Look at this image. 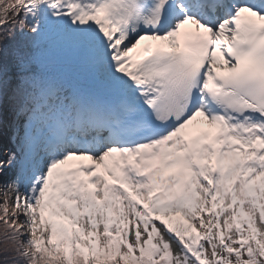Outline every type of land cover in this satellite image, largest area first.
<instances>
[{"label": "snow or ice", "instance_id": "obj_1", "mask_svg": "<svg viewBox=\"0 0 264 264\" xmlns=\"http://www.w3.org/2000/svg\"><path fill=\"white\" fill-rule=\"evenodd\" d=\"M0 4V264H264V0Z\"/></svg>", "mask_w": 264, "mask_h": 264}, {"label": "rangeland", "instance_id": "obj_2", "mask_svg": "<svg viewBox=\"0 0 264 264\" xmlns=\"http://www.w3.org/2000/svg\"><path fill=\"white\" fill-rule=\"evenodd\" d=\"M4 2H7V0H4ZM0 15H2V4H0ZM3 150H4V143H2V146H1V149H0V152H2V154H4ZM3 158L5 159V156H4V155H3ZM3 174H5V171L3 172ZM12 174H14V173H13L12 170H11V171H10V175H12ZM2 178L4 179L5 177L2 176ZM8 179H9V178L6 177V178L4 179V183L8 182V181H9ZM10 181H11V180H10ZM2 187H3V185L1 186V188H2ZM11 195H12L11 190H9V196H11ZM4 202H5V196L3 197L2 195H0V204H1V205H4ZM7 207H8V211L11 213V211H12V207H13V200H12V199H9V200H8ZM2 208H3V207H2Z\"/></svg>", "mask_w": 264, "mask_h": 264}, {"label": "trees", "instance_id": "obj_3", "mask_svg": "<svg viewBox=\"0 0 264 264\" xmlns=\"http://www.w3.org/2000/svg\"><path fill=\"white\" fill-rule=\"evenodd\" d=\"M3 210H4V205L0 204V216L3 215ZM9 214L11 213L9 212ZM2 258H3V221L0 220V259Z\"/></svg>", "mask_w": 264, "mask_h": 264}]
</instances>
